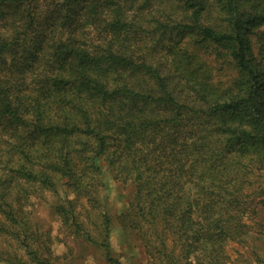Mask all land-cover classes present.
Masks as SVG:
<instances>
[{"label": "trees", "instance_id": "16d2710c", "mask_svg": "<svg viewBox=\"0 0 264 264\" xmlns=\"http://www.w3.org/2000/svg\"><path fill=\"white\" fill-rule=\"evenodd\" d=\"M106 173L150 264H228L264 209V0H0V235L49 264L27 207L61 187L63 225L121 264L111 217L97 239L76 211Z\"/></svg>", "mask_w": 264, "mask_h": 264}, {"label": "rangeland", "instance_id": "374dc122", "mask_svg": "<svg viewBox=\"0 0 264 264\" xmlns=\"http://www.w3.org/2000/svg\"><path fill=\"white\" fill-rule=\"evenodd\" d=\"M154 6V7H153ZM167 8L165 4L153 2L152 8L143 11V35L147 43L153 21L151 16H157V10ZM152 14V15H151ZM159 14V13H158ZM151 36V35H150ZM152 44V43H150ZM219 77V72L217 73ZM221 80L222 76H220ZM224 81V80H223ZM105 187L101 189V210L94 211L86 201L77 204L79 221L85 230L98 239L97 229H101L102 215L107 214L112 219L110 243L114 256L121 264H150L147 255L139 249L134 237L124 234L119 227L118 216L127 205L131 189L114 182L106 173L103 177ZM64 189L58 187V193L36 191L32 195L28 209L32 219L37 223L40 232L50 236L46 242L49 252H42V258L49 264H109L104 251L96 244L77 237L72 230L63 225L61 215L56 210L57 203L64 198ZM34 223V224H35ZM250 233L242 242H230L226 247L228 264H264V209L253 220H248ZM0 264H37L15 240L0 235ZM7 260L9 262H7Z\"/></svg>", "mask_w": 264, "mask_h": 264}]
</instances>
